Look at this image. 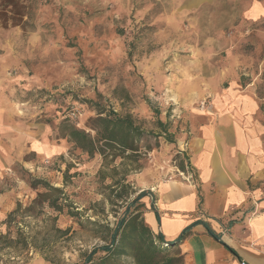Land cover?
Here are the masks:
<instances>
[{"label":"rangeland","instance_id":"obj_1","mask_svg":"<svg viewBox=\"0 0 264 264\" xmlns=\"http://www.w3.org/2000/svg\"><path fill=\"white\" fill-rule=\"evenodd\" d=\"M0 11V230L41 191L30 178L62 191V211L45 215L68 230L49 234V259L15 264H82L149 188L182 178L191 114L229 89L264 93V0H20ZM97 107L138 129L136 152L89 156L68 141L69 126L95 136Z\"/></svg>","mask_w":264,"mask_h":264},{"label":"crops","instance_id":"obj_2","mask_svg":"<svg viewBox=\"0 0 264 264\" xmlns=\"http://www.w3.org/2000/svg\"><path fill=\"white\" fill-rule=\"evenodd\" d=\"M190 116L187 170L148 189L142 218L166 242L189 228L183 264H264V93L229 89Z\"/></svg>","mask_w":264,"mask_h":264},{"label":"trees","instance_id":"obj_3","mask_svg":"<svg viewBox=\"0 0 264 264\" xmlns=\"http://www.w3.org/2000/svg\"><path fill=\"white\" fill-rule=\"evenodd\" d=\"M20 0H0V7H10L11 10L18 9ZM19 17V13H15ZM6 13L0 11V20L4 21ZM96 107V105H94ZM97 115L89 120L88 129L95 131V136L84 129L68 127L66 138L81 152L92 156L94 153L103 152V148L115 149L120 152H136L133 139L138 138L140 132L131 122L121 119L117 113L106 111L97 107ZM101 144L103 147H99ZM188 161V159H186ZM181 172L186 171L188 165H180ZM29 185L37 192L36 197L28 205L16 204L6 216L2 225L4 232L0 230V258L5 256V262L15 264L23 262L29 253L45 254V258H50L49 250L51 233H62L66 235L68 230L61 231L56 227V216H46L45 209L60 213L64 205L58 202L62 191L54 188L47 182L37 179H29ZM148 192L140 193L134 202L147 197ZM152 198V193L149 194ZM133 203V201H132ZM68 207V206H66ZM145 208L144 203L135 206L133 211L125 212L123 217L117 222L114 229L106 228L109 233L108 245L94 248L86 257L82 264H183V256L178 249H175L189 235V228H186L173 242H166L161 234H155L147 226L142 218L141 209ZM73 218L77 213L69 211ZM35 219V227L42 225L47 235L42 232H26L21 226L27 224L25 217ZM90 222H87V224ZM37 224V225H36ZM92 226H101L97 223H90ZM44 230V229H43ZM208 233L218 239L212 232ZM231 252L229 248H227ZM124 258L125 260H123ZM3 263V261L0 260ZM5 264V263H3Z\"/></svg>","mask_w":264,"mask_h":264}]
</instances>
